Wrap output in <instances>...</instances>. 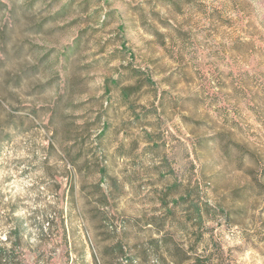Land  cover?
<instances>
[{
    "label": "rangeland",
    "instance_id": "1",
    "mask_svg": "<svg viewBox=\"0 0 264 264\" xmlns=\"http://www.w3.org/2000/svg\"><path fill=\"white\" fill-rule=\"evenodd\" d=\"M0 264H264V0H0Z\"/></svg>",
    "mask_w": 264,
    "mask_h": 264
}]
</instances>
